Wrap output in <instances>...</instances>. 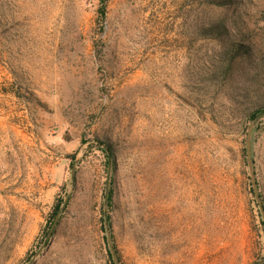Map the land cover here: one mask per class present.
Segmentation results:
<instances>
[{
  "label": "rangeland",
  "instance_id": "obj_1",
  "mask_svg": "<svg viewBox=\"0 0 264 264\" xmlns=\"http://www.w3.org/2000/svg\"><path fill=\"white\" fill-rule=\"evenodd\" d=\"M236 1L0 0V264H112L110 215L121 264H264L262 67L206 86L194 40L225 16L264 52V0Z\"/></svg>",
  "mask_w": 264,
  "mask_h": 264
},
{
  "label": "trees",
  "instance_id": "obj_2",
  "mask_svg": "<svg viewBox=\"0 0 264 264\" xmlns=\"http://www.w3.org/2000/svg\"><path fill=\"white\" fill-rule=\"evenodd\" d=\"M234 3L239 4V1L236 0H212L213 7H232ZM102 12H105V9L102 8ZM229 17L223 16L222 18H215L203 21L201 26L205 25L208 27L199 28L194 40H200L201 38H210L219 41V47L217 51L212 53L209 57H205L209 67L206 65V78L203 83L206 86H217V85H226L234 77V75L244 73L247 68L248 72H253L257 67H262V75L258 78L261 81V84L264 88V52H260L256 46L251 43L248 36H242L240 28L238 27L237 20L231 21L228 20ZM247 40V41H245ZM205 64V63H204ZM204 70V68H203ZM196 75L200 76L201 73ZM264 116V101L261 103L254 104L246 113L244 121L245 125L256 121L260 117ZM107 156V164L111 165V156H113L112 147L107 145L102 148ZM246 150V148H245ZM67 199V198H66ZM62 201L59 204H56L53 209V222L46 228L43 233V238L41 241L42 245H48L49 239L53 238L57 234V230L61 225L62 217L64 211L67 209L71 196H68V201ZM108 200V201H107ZM113 201V190L110 191V194L106 198V204H111ZM66 203V204H65ZM110 203V204H109ZM56 217L58 221L55 223ZM106 223L108 224L110 231L113 227V217L110 215V218L107 217ZM114 238V236H112ZM114 248L118 255V258L121 262V255L115 242H113ZM42 253V252H40ZM107 254L112 262L114 263L110 245H107ZM36 261V260H35ZM30 264V263H27ZM33 264V263H32Z\"/></svg>",
  "mask_w": 264,
  "mask_h": 264
},
{
  "label": "water",
  "instance_id": "obj_3",
  "mask_svg": "<svg viewBox=\"0 0 264 264\" xmlns=\"http://www.w3.org/2000/svg\"><path fill=\"white\" fill-rule=\"evenodd\" d=\"M254 126H255V122H253L249 127V131H248V135H247V142H246V153H247V162H248L249 174H250V178H251V182H252L253 193H254L255 198L259 204V207H260V210H261V213L263 216V220H264V203H263V199H262V196L260 194V191H259L258 181H257V177H256L255 163H254V158L252 155V137H253ZM72 175L74 178L75 177V166L73 167V174ZM67 201H68V197L66 199V202ZM57 221H58V217H56V220H55V223L53 224V227ZM106 229H107V234H108V242L110 245V250H111V254H112L114 263L115 264H121L120 259L118 258V255H117L116 250L114 248L113 240L111 237V231H110V228H109L107 223H106ZM37 256H38V253L34 256L32 263L35 262Z\"/></svg>",
  "mask_w": 264,
  "mask_h": 264
}]
</instances>
